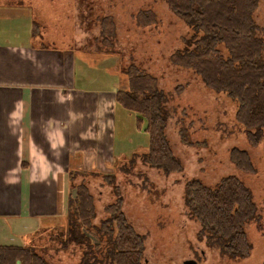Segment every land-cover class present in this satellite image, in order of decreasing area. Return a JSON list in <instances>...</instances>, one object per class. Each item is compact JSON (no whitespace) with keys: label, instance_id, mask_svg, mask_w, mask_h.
<instances>
[{"label":"rangeland","instance_id":"1","mask_svg":"<svg viewBox=\"0 0 264 264\" xmlns=\"http://www.w3.org/2000/svg\"><path fill=\"white\" fill-rule=\"evenodd\" d=\"M258 1L254 20L259 27L257 35L264 38L260 29L264 27V0ZM52 5L61 11L69 9L70 14L63 16L69 20L59 21L60 15L54 11L38 24L48 30L47 35H59L74 52L88 57L79 86L105 88L113 84L111 75L116 67L120 83L127 87L126 72L131 64L157 79L163 94L164 132L181 169L169 172L150 164L148 136L143 129L146 120L139 130L136 115L118 106L113 137L116 151L98 153L95 142L81 145L88 151L78 150L71 164L62 167L69 172L68 180L58 184L63 189L60 209L42 214L45 212L38 208L42 190H34L37 215L46 218L39 225L26 217L25 210L21 216H1L0 226L5 227H0V242L31 246L48 264H88L84 258L90 250L91 264H112V235L102 224L111 217L113 206L144 237L142 264H185L188 259L196 264H264V136L257 146L250 145L236 118L237 100L207 86L195 70L173 62V54L201 46L203 34L178 16L167 0H57ZM141 11L155 14L154 20L141 24ZM145 144L146 148L133 152ZM234 147L248 150L256 171L245 172L236 166L230 157ZM120 149L127 155L120 157ZM229 175L239 177L252 190L261 216L246 226L252 249L244 258L231 256L225 249L226 240L204 228L188 202L191 180L214 187ZM31 185L41 187L42 183ZM79 185L87 187L95 205L93 231L103 228L97 233L98 241L99 237L103 241L100 248L87 247L86 241L67 242L65 234L59 235L57 223ZM10 193L11 189H0V198ZM51 201L53 198H48L47 202Z\"/></svg>","mask_w":264,"mask_h":264},{"label":"trees","instance_id":"2","mask_svg":"<svg viewBox=\"0 0 264 264\" xmlns=\"http://www.w3.org/2000/svg\"><path fill=\"white\" fill-rule=\"evenodd\" d=\"M171 9L203 34L197 49L173 54V62L195 70L207 86L226 92L236 99V118L244 128L248 142L257 146L264 136V38L257 35L254 20L258 0H167ZM155 14L141 11L139 22L147 25ZM37 30L40 29L36 23ZM264 33V27L260 28ZM224 51L227 52L226 56ZM127 87L117 90L120 106L136 115V126L148 136L147 159L153 166L178 171L164 132L165 118L160 109L163 94L157 79L131 64L127 69ZM230 157L245 172L256 171L247 149L234 147ZM73 177V176H72ZM188 202L204 228L226 240L225 249L233 257L250 255L246 226L260 220L252 190L239 177L229 175L211 187L199 180L188 185ZM111 217L102 226L110 232L112 264H142L144 237L118 209L110 207ZM95 205L87 187L79 185L63 219L57 223L65 240L87 247L102 246L99 231H93ZM59 218V217H58ZM66 221V223H61ZM68 226L67 230L63 226ZM55 228V227H53ZM91 250L84 261L91 264ZM0 264H48L43 255L23 243H0Z\"/></svg>","mask_w":264,"mask_h":264},{"label":"crops","instance_id":"3","mask_svg":"<svg viewBox=\"0 0 264 264\" xmlns=\"http://www.w3.org/2000/svg\"><path fill=\"white\" fill-rule=\"evenodd\" d=\"M55 1L0 0V189H11L0 198V218L21 216L25 210L39 225L46 218L42 214L60 209L63 189L58 184L68 180L69 172L62 167L71 164L78 150H86L81 145L95 142L98 153L116 151V92L125 87L116 67L113 84L79 86L88 57L74 52L59 35H47L44 26L37 30L36 23L54 11L59 21L69 20L63 16L71 11L56 8ZM146 147L138 145L133 152ZM119 151L120 157L127 155ZM33 182L42 186L33 187ZM36 189L42 190L41 215L33 200Z\"/></svg>","mask_w":264,"mask_h":264},{"label":"water","instance_id":"4","mask_svg":"<svg viewBox=\"0 0 264 264\" xmlns=\"http://www.w3.org/2000/svg\"><path fill=\"white\" fill-rule=\"evenodd\" d=\"M185 264H196V261L192 259H188L185 261Z\"/></svg>","mask_w":264,"mask_h":264}]
</instances>
